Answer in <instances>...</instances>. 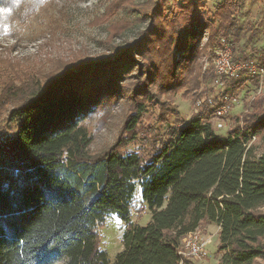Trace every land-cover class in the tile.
I'll return each mask as SVG.
<instances>
[{
  "label": "trees",
  "instance_id": "16d2710c",
  "mask_svg": "<svg viewBox=\"0 0 264 264\" xmlns=\"http://www.w3.org/2000/svg\"><path fill=\"white\" fill-rule=\"evenodd\" d=\"M53 1L0 0V32L41 22ZM168 1L111 0L95 19L108 25V42L146 25L108 58L0 81V264H111L98 233L110 214L129 224L112 264H193L177 251L202 224L219 227L215 264H264V149L251 142L264 144V95L225 133L205 103L163 135L155 126L178 118L177 94L196 101L201 82L217 79L202 73V60L220 38L239 41L240 3L224 0L211 13L200 0ZM121 11L137 16L116 19ZM233 57L264 65V52L254 58L235 44ZM120 103L116 140L92 153ZM137 191L150 217L143 226L129 222Z\"/></svg>",
  "mask_w": 264,
  "mask_h": 264
},
{
  "label": "rangeland",
  "instance_id": "374dc122",
  "mask_svg": "<svg viewBox=\"0 0 264 264\" xmlns=\"http://www.w3.org/2000/svg\"><path fill=\"white\" fill-rule=\"evenodd\" d=\"M110 1L55 0L47 4L46 17L41 22L31 21L27 26L14 25L11 27V25H7L0 32V81L16 79L14 80L15 83L19 84V77L24 80L25 76H31L39 80L40 73L54 70L59 66V63L74 64L77 61H99L111 56L117 47H122L126 43L135 40L146 24L134 23L123 35L110 43L107 41L106 27L108 25L95 23V19L104 13V9ZM144 1L136 0L138 3ZM223 1L200 0L204 10L211 13ZM232 1L240 3L236 17L242 31L239 41L234 40L233 43L239 48L244 47L248 55L256 58L264 52V0ZM168 3L169 6L173 5L171 0ZM136 16L137 14L121 11L115 18H126L129 21H134ZM205 41L206 35L203 37V42ZM213 49L215 48L207 49L206 56L201 64L202 73L213 72L210 66L204 71V61ZM176 57H179L178 53H176ZM215 81L201 82L196 94L199 98L196 101L181 93L177 94L172 102V107L178 114V118L172 115L167 117L166 122L155 125L158 127V133L163 135L169 126L177 124L178 119L187 121L192 115L196 114L194 106L197 101L201 102V107L203 103L207 105L209 99L213 104H217L220 94L227 89V86H219ZM233 82L230 83L233 91L227 94L233 100L232 104L228 113L220 118L225 124L220 130L221 133H225L233 119L246 113V108L254 97L264 95V87L262 92L257 94L256 87L251 81L239 80ZM123 112L124 105L120 103L115 107L106 124L95 134V141L90 148L92 153H96L114 143L118 136ZM155 117L156 113L149 112L145 116V123L154 124ZM89 128L94 131L93 121L89 123ZM252 142L258 146L257 153L264 149V144L258 139L255 138ZM139 147L140 143L136 141L129 144L126 151ZM137 195L132 203L131 210L133 212L140 211L143 206L138 191ZM149 219V214L146 212V214L136 217L130 215L129 222L133 225L143 226ZM127 226L129 224L124 223L117 214H110L105 225L98 230L99 245L107 252L111 264L115 261L117 254L123 250L122 235ZM196 231L201 238L210 239L206 246L205 255L199 258L184 256L183 260L190 259L193 264H215L218 257V227L214 224H202Z\"/></svg>",
  "mask_w": 264,
  "mask_h": 264
},
{
  "label": "built area",
  "instance_id": "2783aa9c",
  "mask_svg": "<svg viewBox=\"0 0 264 264\" xmlns=\"http://www.w3.org/2000/svg\"><path fill=\"white\" fill-rule=\"evenodd\" d=\"M234 43L230 39L220 38L218 47L210 51L209 56L204 61V71L207 67H211L213 72L218 77L215 83L219 86L224 85L225 81H257V94L261 93L264 87V65H261L256 59H242L233 57ZM225 80V81H224ZM232 99L228 95H223L217 104L209 99L208 106L213 108V126L215 128H223L225 124L220 118L226 115L232 104ZM201 110V102L197 101L194 106L195 113ZM255 137L251 138V142ZM143 205V204H142ZM148 213L147 207L142 206L138 212L131 210V216H139ZM219 229V227H218ZM210 239H203L197 231L190 233L181 239V246L178 248L177 254L180 260L184 256L191 258H199L205 255L206 246Z\"/></svg>",
  "mask_w": 264,
  "mask_h": 264
},
{
  "label": "snow or ice",
  "instance_id": "6c2138e0",
  "mask_svg": "<svg viewBox=\"0 0 264 264\" xmlns=\"http://www.w3.org/2000/svg\"><path fill=\"white\" fill-rule=\"evenodd\" d=\"M0 11H3V9H0Z\"/></svg>",
  "mask_w": 264,
  "mask_h": 264
}]
</instances>
